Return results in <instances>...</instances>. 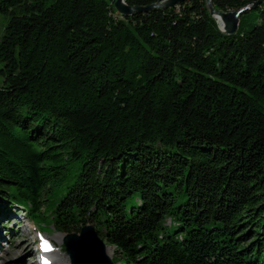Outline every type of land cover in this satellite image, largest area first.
Returning a JSON list of instances; mask_svg holds the SVG:
<instances>
[{"label":"trees","instance_id":"1","mask_svg":"<svg viewBox=\"0 0 264 264\" xmlns=\"http://www.w3.org/2000/svg\"><path fill=\"white\" fill-rule=\"evenodd\" d=\"M115 1L0 0V215L93 223L122 264H264V1L232 34L207 0Z\"/></svg>","mask_w":264,"mask_h":264},{"label":"rangeland","instance_id":"2","mask_svg":"<svg viewBox=\"0 0 264 264\" xmlns=\"http://www.w3.org/2000/svg\"><path fill=\"white\" fill-rule=\"evenodd\" d=\"M119 15L121 16L120 13ZM9 19L10 13L0 11V39L4 34ZM254 22L252 19L251 24L246 25V27H251ZM3 66L4 63L0 61V70ZM4 79V75L0 72V86L4 85ZM8 211L9 214L7 216L0 215V264H37L32 259L34 250L36 247L39 248L37 236L49 239L52 242L51 264H71L70 256L67 254L64 244L65 233L58 232L47 223H38L31 220L23 207H18V210L8 209ZM10 217L13 218L10 220L9 226H5ZM167 229L173 233L178 229V224L173 222L167 226ZM34 239L37 241L35 246ZM105 241L108 248H113L111 251L108 250V253L112 257L115 256V247L109 244L107 240ZM116 263L122 264L121 262Z\"/></svg>","mask_w":264,"mask_h":264},{"label":"water","instance_id":"3","mask_svg":"<svg viewBox=\"0 0 264 264\" xmlns=\"http://www.w3.org/2000/svg\"><path fill=\"white\" fill-rule=\"evenodd\" d=\"M184 0H159L149 5H129L126 0H116L114 5L123 16H130L135 12L151 11L155 8H170ZM264 0H257L252 5L235 11H220L214 8L212 0H207L211 14L220 17L223 25L220 28L227 34L238 30L240 16L248 9L257 7ZM218 20V18H217ZM219 22V21H218ZM220 24V23H219ZM64 244L71 264H117L108 253V246L93 223L85 224L79 232L65 233Z\"/></svg>","mask_w":264,"mask_h":264},{"label":"bare ground","instance_id":"4","mask_svg":"<svg viewBox=\"0 0 264 264\" xmlns=\"http://www.w3.org/2000/svg\"><path fill=\"white\" fill-rule=\"evenodd\" d=\"M217 18H218V21H219L220 25L222 26V25H223V22L221 21L220 17L218 16ZM10 222H11V221H10ZM10 222H9V223H10ZM2 241H3V240H2ZM108 250L111 251V250H113V248H112V247H109ZM66 257H67V256H66ZM33 260H35V259H33ZM35 262H36V260H35ZM51 263H52V262H51ZM51 263H50V264H51ZM59 264H61V263H59Z\"/></svg>","mask_w":264,"mask_h":264},{"label":"snow or ice","instance_id":"5","mask_svg":"<svg viewBox=\"0 0 264 264\" xmlns=\"http://www.w3.org/2000/svg\"><path fill=\"white\" fill-rule=\"evenodd\" d=\"M44 248H45L46 251L49 250V249H48L47 241L44 242Z\"/></svg>","mask_w":264,"mask_h":264}]
</instances>
